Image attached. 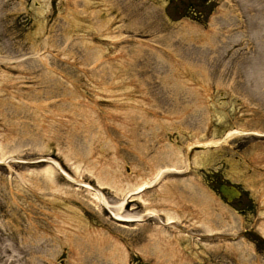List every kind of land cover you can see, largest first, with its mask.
Segmentation results:
<instances>
[{"label": "rangeland", "instance_id": "obj_1", "mask_svg": "<svg viewBox=\"0 0 264 264\" xmlns=\"http://www.w3.org/2000/svg\"><path fill=\"white\" fill-rule=\"evenodd\" d=\"M0 264H264V0H0Z\"/></svg>", "mask_w": 264, "mask_h": 264}, {"label": "water", "instance_id": "obj_2", "mask_svg": "<svg viewBox=\"0 0 264 264\" xmlns=\"http://www.w3.org/2000/svg\"><path fill=\"white\" fill-rule=\"evenodd\" d=\"M219 192L228 203L239 200L242 196V192L239 190V188L233 185L222 184L219 187ZM241 205L242 202H238V206Z\"/></svg>", "mask_w": 264, "mask_h": 264}]
</instances>
